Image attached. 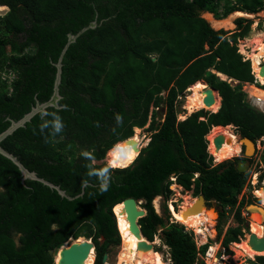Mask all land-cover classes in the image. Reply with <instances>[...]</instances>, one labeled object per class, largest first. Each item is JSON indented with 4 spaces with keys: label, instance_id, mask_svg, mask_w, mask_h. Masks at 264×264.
I'll return each instance as SVG.
<instances>
[{
    "label": "trees",
    "instance_id": "obj_1",
    "mask_svg": "<svg viewBox=\"0 0 264 264\" xmlns=\"http://www.w3.org/2000/svg\"><path fill=\"white\" fill-rule=\"evenodd\" d=\"M0 4V10L8 7L0 15V132L51 97L55 64L68 34L96 20L62 57L61 107L35 113L0 142L28 170L68 195L83 193L68 199L38 180L22 181L18 167L0 154V264H54L59 247L81 236L94 245L93 264H103V254L121 243L113 207L129 197L146 210L138 219L142 234L150 241L158 235L173 264H204L192 236L169 219L171 177L192 195L222 205L219 216L230 207L245 222L241 211L247 200L239 194L247 171L237 169L241 157L215 163L207 136L213 126L232 133V125L241 137L255 141L264 135V114L247 102L240 84L227 80H253L250 61L242 59L236 45L252 20L238 17L235 29H214L202 12L211 11L217 19L234 11L256 13L264 10V0ZM3 72L14 77L4 79ZM198 80L217 91L220 105L216 111L200 108L178 119L180 94ZM161 104L164 113L158 121ZM56 116L63 124L58 133L52 126ZM146 124L149 140L130 164L112 167L103 160L116 142L140 139ZM105 179L108 188L101 191ZM156 197L163 201L161 213L153 203ZM260 198L264 205V196ZM240 235L239 227L225 233L227 252ZM250 264H264V255H255Z\"/></svg>",
    "mask_w": 264,
    "mask_h": 264
},
{
    "label": "rangeland",
    "instance_id": "obj_2",
    "mask_svg": "<svg viewBox=\"0 0 264 264\" xmlns=\"http://www.w3.org/2000/svg\"><path fill=\"white\" fill-rule=\"evenodd\" d=\"M7 10H8V8L0 10V15L5 14V12H7ZM234 12H236V11H234ZM234 12H232V13H234ZM232 13H229L227 16L217 19L213 12L204 11V12H202V16L210 23V25L214 29L223 28L225 30L230 31V30H233V29L236 28L235 19L238 18V16L244 15L243 13L235 14L232 17L231 25H228L227 23H220V21H221L220 19L223 20V19L229 17L230 15H233ZM251 14H253V13H251ZM247 16H250V14H248ZM244 18L251 19L253 22L258 20L259 23L256 26V28L251 27L250 30L248 31V33L246 34V36L238 39L236 45H237V48L238 47L240 48L241 45H244L243 47H245V46H247V44H249L250 45L249 48L252 49V47L254 45H256L257 43L256 42H252L251 43L248 40L249 39H254V37L258 36V34H259L258 38H260L261 34H264V22L261 23L262 20L264 19V12L259 11L258 13H254L253 17L250 16V17H244ZM217 20H220V21L217 22ZM261 75H263V74L261 73ZM188 89H189V87L186 88L180 94V99L178 100L177 110H178L179 118H185L184 116H187L190 113L195 111V110L189 111L186 108V97H187L186 95L188 93ZM215 105L216 104L212 105V107H214ZM156 109H157L156 110V112H157V120L161 121L162 118H158V117H159V115L163 116L164 105L161 104ZM207 110H209V109H207ZM149 120H150V117H149ZM147 126H148V124H146L144 127L141 128V132H140L141 137L138 140L136 139V141H137V143L139 145V149L141 147L145 146L146 143L149 140L151 132L147 129ZM230 129H231V131H233V133H231L229 131H226V132H228L229 134L236 135L235 137H236L237 141L240 142L238 140L239 139V134L234 129V126H230ZM207 139L210 140L209 137ZM261 150L259 152H256L258 155H260V161L258 163H256V165L254 167V171L256 172V182L257 183H254V185H252L249 182L248 190L245 191V195L248 197L247 200H249V201L257 200L258 202L260 201V205L264 207V205L261 204V198L258 197V195L256 193L252 192V191H255V189H257V188L262 187L261 182H262V178L264 177V149H261ZM108 151H107V153H106V155H105L103 160L109 166H112L111 164L108 163V160H107ZM212 152H213V150H212ZM241 154L242 153H240V151H238L234 156H232L230 158H233V157H236V156L240 157ZM220 161H223V160H220ZM220 161L214 160L215 163H218ZM254 163H255V158H251L250 157V168L247 171V176L250 174V172H252V168L251 167H252V164H254ZM112 167H114V166H112ZM172 186H173V187H171L172 192H171L168 200L166 201L167 208H168L169 214H170V218L169 219H170V221H176L177 220V222H179L180 224H183L182 225L183 229L185 231H187L192 236L193 240L195 241L194 235L195 234H199V233H195V232L198 231L196 229V227H191V226L185 225L183 222L179 221L178 216L180 217V219H182V218H184V219L187 218L188 219L189 217H191L193 212H188L186 214V216H181V215L184 214L186 210H188L189 208H191L193 206V205L191 206V203H194L196 201V196L192 195V192L190 190H185V189L181 188V186H177L175 184H173ZM153 203H154V206H155L157 212L161 213L162 212V204H163L162 199L160 197H156L153 200ZM170 203H172V204H170ZM206 208L207 209H205V207H203V209H199L198 210L199 213H202L203 215H205L207 217L205 219V221H204L205 223H204V231L203 232L205 234H203V232H202L201 235L204 237V235L207 234L208 243H217V249H216V254H215V258H216L217 262H219V263L222 262V263H226V264H250V259H253V257L255 255H264V252L263 253L258 252L256 254L251 255V254H249L248 250H244V249L241 248L240 249L241 255L239 256L238 259H235V253H236L235 249L237 247L236 244H234L235 242H230L227 245V249L230 250V252H227L226 251V247H224L223 244H222V239H223L225 233L228 230H230L232 228H236V227H239L240 229H242V235L239 236V241L238 242H241V239H245L244 235L246 233H248L247 232L248 231L247 228H250V224H251V222L253 220V217H252L253 216V212H255V211L257 212V210L250 211L249 215L246 216L247 217V221H245V222L243 221L242 222V221H239V220H237L235 218L233 209H227L226 212L224 211V215L223 216H219L220 212L218 213V210H217L218 207L216 206V203L213 205V207H206ZM257 214L261 215L259 212ZM208 219H209V221H208ZM262 225L264 226V219L262 221ZM263 232H264V229H263ZM120 236H121V234H120ZM80 238H82V236L77 238V239L70 238L69 240L70 241L71 240H78ZM152 241H153V248L152 249L158 251L162 255L164 264H173L172 261L170 262L168 260L169 255H170L169 254V249H168L167 246H165L162 243V241L159 238V236L155 235V237H154V239ZM196 248H197V244H196ZM201 248H202V245L200 247V250H197L199 252L198 258L202 259L204 264H213L212 263V258H209V259L205 260V255H204L203 252H201ZM122 252H123V243H122V237H121V243L120 244L111 246L108 249V252H107L108 258H107V263L106 264H118L119 263L120 254ZM93 262H94V255H93ZM93 262H92V264H93Z\"/></svg>",
    "mask_w": 264,
    "mask_h": 264
},
{
    "label": "bare ground",
    "instance_id": "obj_3",
    "mask_svg": "<svg viewBox=\"0 0 264 264\" xmlns=\"http://www.w3.org/2000/svg\"><path fill=\"white\" fill-rule=\"evenodd\" d=\"M241 12H234L233 15H230L229 17L225 19L217 20V22L220 21V23H227L228 25H231L232 17L235 14H238ZM258 34V33H257ZM259 36V34H258ZM254 37V39H249L248 41L256 42L257 44L254 45L251 49V51L248 53L250 57H252L254 62V67L258 66L259 58L262 57V61L264 62V40L262 39L264 37V34H261V37L258 38ZM244 45L240 46V50L244 52ZM247 46H250L247 44ZM258 50V51H256ZM264 69V67H262ZM261 74V73H260ZM264 74V73H262ZM222 78H225L223 75H220ZM263 79V75L261 76ZM242 88L246 87L245 83H242ZM208 88V85L203 82L202 80H198L195 83L191 84L188 89L187 97H186V108L189 111L197 110L200 108H212V111L217 110L218 102L220 100V97L217 93V91L211 89L210 93L214 97V102L210 106H206L204 104V97L207 95L206 89ZM216 104L214 107L212 105ZM228 130L223 129L221 126H214L210 130V134L207 136L209 137V148L213 150L214 154L216 155V161L224 160L227 158H230L234 156L238 151H240V142L237 141L236 135L229 134L226 132ZM233 133V132H232ZM216 136H222L223 142L219 149H215L214 146V138ZM136 136H130L124 140H120L111 149H109L107 154V160L108 163L111 164L114 167H123L128 164H130L135 156L138 154L139 145L136 141ZM138 140V139H137ZM264 184V179H263ZM173 187V186H171ZM255 193L258 195V197L264 196V187L257 188L255 190ZM206 208V207H205ZM200 209H203L201 207ZM113 211L117 220V227L119 230V233L122 237V243H123V252L120 254L119 257V263L118 264H164L162 255L152 248H146L144 246H139L140 242H146L147 244H152L153 241L147 240L145 236L139 231V230H133L132 227H130V222L126 217V209L122 202L116 204L113 207ZM258 212H253V220L250 224V228H247V232L244 237L245 239H241V242H235L236 244V253H235V259H238L241 255L240 249L248 250L249 254L253 255L258 252L263 253L264 251H257L250 247L249 245V238L250 234H255L256 238H262L264 237V226L262 225V221L264 219L263 215H258ZM142 216V215H141ZM141 216L136 217L137 224L138 219ZM179 221L183 222L187 226L196 227L198 230L195 233H199L200 236L201 233L204 231V221L207 218L202 213H199L197 210L196 212H193L191 217L182 218L178 216ZM209 221V219H208ZM207 229V228H206ZM250 232V233H249ZM203 234H205L203 232ZM203 237V236H202ZM83 237L78 240H69L67 244L70 242H76V241H82ZM60 252V251H59ZM55 256V262L58 263V258L60 254ZM93 262V252H90L88 256L82 261L81 264H92ZM213 264H226V263H219L215 260V257L212 258Z\"/></svg>",
    "mask_w": 264,
    "mask_h": 264
},
{
    "label": "water",
    "instance_id": "obj_4",
    "mask_svg": "<svg viewBox=\"0 0 264 264\" xmlns=\"http://www.w3.org/2000/svg\"><path fill=\"white\" fill-rule=\"evenodd\" d=\"M95 26H96V20H92L91 22H89V24L87 26L82 27L78 32H76L74 34H72V33L68 34L67 42H66L65 46L63 47L60 55H59L58 61L55 64L57 71L55 74L53 94L51 95V97L47 101L42 102V103L37 102L35 104V106H33L31 108V110L29 112L25 113L20 119L11 120L10 125L6 129H4L2 132H0V142L7 135L11 134L16 128L24 125V123L26 121H28L35 113H37V112L45 113L46 107H48V106H54L57 108L61 107L57 103V101L61 97L59 95V92H58V86H59L60 77H61V66H62L61 60H62V57H63L68 45L71 42L75 41V39L78 35H80L86 29L93 28ZM263 72H264V69L262 68L260 73H263ZM211 89H213V88L210 86H208V88L206 89L207 95L204 97V104L206 106H210L214 102V97L210 93ZM213 90H215V89H213ZM219 105H220V102H219ZM158 118H163V116L159 115ZM239 141L241 142V144L244 147V155L246 157L252 156V154L254 152V142L248 137H241L239 139ZM222 142H223L222 136H216L214 138V146H215L216 150L220 148V146L222 145ZM139 151H140V149L138 150V152ZM0 154L9 158L18 167V169L20 170L21 175H22V181H24L25 179L38 180V181L42 182L43 184L49 186L50 188L57 190V192L60 196L66 197L68 199H73L74 197H78V196L82 195V193H83V190H81L75 196L68 195L62 188L59 187V185H56V184H54V183H52V182H50V181H48L42 177H39L36 174V172H34V171L28 170L15 155H13L12 153H10L6 149H4L1 145H0ZM247 166H248V162L242 161V162H239L237 164V169L239 171H245ZM140 202L141 201H137L133 197L126 198L122 201V203L124 204L125 209H126V217L130 222V227H132L133 230H139L141 232L140 225L137 224V221L135 219L137 216H141V215L146 214V210H145V208L139 206ZM207 203H208V201H206L204 196L202 194H199L196 197V201L194 202L193 206L191 208H189L188 210H186L184 214H187L188 212H196L201 207H213V205L215 204V202H212L213 205L209 206V205H207ZM218 208L220 211L223 210V207L220 204L218 205ZM246 209L249 213H250V211L257 210V212H259L261 215L264 216V207H262V206L250 203L246 206ZM66 243L64 245H62L61 247H59L60 248V252H59L60 256L58 258V263L55 262V264H81L82 261L88 256V254L90 252L94 253V245H93L92 241L90 239L85 238V237H83L82 241L70 242L68 245ZM249 245L254 250L263 251L264 250V237L256 238L255 234H250ZM139 246L140 247L144 246L146 248H153L152 244H147L146 242H140ZM106 262H107V252L104 253L103 257H102V263L106 264Z\"/></svg>",
    "mask_w": 264,
    "mask_h": 264
},
{
    "label": "built area",
    "instance_id": "obj_5",
    "mask_svg": "<svg viewBox=\"0 0 264 264\" xmlns=\"http://www.w3.org/2000/svg\"><path fill=\"white\" fill-rule=\"evenodd\" d=\"M241 13L244 14V15H241L242 17H250V16L253 17V15L247 16L248 13H245V12H241ZM263 22H264V19L262 20L261 23H263ZM258 23H259L258 20L251 23V27L256 28ZM263 40H264V38H263ZM243 48H244V50H243L244 52H242L240 50V48L238 47V52L242 55L243 60H249L250 61L251 72L253 74V80L249 81V82H237V80L229 79L228 81L234 85L240 84V89L245 94L247 102L252 107L256 108L257 110H259L260 112H262L264 114V78L262 79L261 78L262 75L260 74L262 67H264V62L262 61V57H260L258 66L254 67L253 66V59L248 54L251 51V48H249V46H245ZM256 51H258V50H256ZM2 76L4 79L9 78V81H10L14 77V74L12 72H9V73L3 72ZM263 77H264V74H263ZM242 83H245L246 87L242 88V85H241ZM184 117H186V116H184ZM178 119H184V118H179V116H178ZM209 144H210V142L208 140V146H207L208 152H209ZM254 145H255V151L252 155V158H255V163L252 164V167H251L252 172H250V174L248 175V177L246 179V183L242 189L241 195L243 193H245L246 190H248L249 182L252 185H254V183L252 181H249L250 176H252L253 178L255 177V183H256V172L254 171V167H255L256 163H258L260 161V155H258L256 152H259L261 149H264V135L257 138L255 140ZM171 180H174V177H171ZM171 186H170V188H171ZM242 216H246L245 211L242 212ZM194 237H195L194 238L195 242L197 244V250H200L201 245L208 242V236H206V235H204V237H202V235L198 236V234H195ZM216 249H217V243H210L204 252L205 260H207L209 258H214L215 254H216ZM168 260L170 261L169 258H168ZM215 260H216V258H215Z\"/></svg>",
    "mask_w": 264,
    "mask_h": 264
},
{
    "label": "clouds",
    "instance_id": "obj_6",
    "mask_svg": "<svg viewBox=\"0 0 264 264\" xmlns=\"http://www.w3.org/2000/svg\"><path fill=\"white\" fill-rule=\"evenodd\" d=\"M1 5V4H0ZM6 8H8V7H6ZM262 12H264V10H261ZM237 12V11H236ZM239 12H243V11H239ZM259 12V11H258ZM258 12H256V13H258ZM245 13H248V12H245ZM248 14H250V15H254V13L253 14H251V13H248ZM238 17H242V16H238ZM253 22V21H252ZM250 28H251V24H250ZM221 79H227V77L225 76V78H222L220 75V73H216ZM227 80H229V79H227ZM229 82V81H228ZM237 82H239V81H237ZM207 84V83H206ZM188 88V87H187ZM205 109V108H204ZM198 110V109H197ZM205 110H207V109H205ZM211 111V110H210ZM188 116V115H187ZM202 118V117H201ZM117 119H119V117L117 118ZM45 126H47V125H45ZM53 130H54V133H58V132H60L61 130H62V128H63V124H62V121H61V119H60V117L59 116H56L55 117V119H54V122H53ZM230 126H232V125H230ZM214 127V126H213ZM241 138V137H240ZM208 140V139H207ZM253 141V140H252ZM254 143H255V141H253ZM254 149H255V145H254ZM83 155L84 156H86V157H89V158H91V153H89V152H84L83 153ZM105 172H106V170H105ZM99 175H104L105 173L104 172H102V173H98ZM248 177V176H247ZM263 179H264V177L262 178V181H263ZM246 183V182H245ZM173 184H176L175 183V179L174 180H172V183H171V185H173ZM261 184H262V187L264 186V184H263V182H261ZM170 185V186H171ZM177 186H179L178 184H176ZM245 185V184H244ZM244 187V186H243ZM107 188H108V182H107V179H105V181H104V183H102V185H101V191H106L107 190ZM182 188V187H181ZM171 189V188H170ZM243 189V188H242ZM256 190V189H255ZM247 191V190H246ZM241 192H242V190H241ZM241 192H240V194H239V199L240 198H245L246 200H247V196L245 195V193H243L242 195H241ZM255 192V191H254ZM197 197V196H196ZM248 201V200H247ZM247 201H246V204L244 205V207H243V209H242V211H241V215H242V212L243 211H245L246 212V216H248L249 215V212L247 211V209H246V206L248 205L247 204ZM252 201V200H251ZM215 202V201H214ZM141 203V202H140ZM216 203V202H215ZM118 204V203H117ZM170 204H172V203H170ZM217 204V203H216ZM250 204V203H249ZM253 204H255V203H253ZM217 205H219V204H217ZM256 205H259V206H261L260 204H256ZM115 206V205H114ZM263 207V206H262ZM227 209H230V207H226V209H225V212H226V210ZM220 212H222V211H220ZM246 216H242L243 218H244V220L245 221H247V217ZM177 221V220H176ZM117 223V222H116ZM183 225V224H182ZM206 236H207V234H206ZM70 239V238H69ZM195 242V241H194ZM66 243V242H65ZM64 243V244H65ZM210 243H208V242H206L205 244H203L202 245V247L203 246H205L206 245V248H207V246L209 245ZM166 246V245H165ZM195 246H196V243H195ZM206 248L204 249V251H203V253L205 252V250H206ZM202 249V248H201ZM196 250H197V248H196ZM199 254V252L197 251V255ZM93 255L95 256V252L93 253ZM107 258H108V256H107ZM169 259H170V255H169ZM171 261V260H170ZM107 263V262H106ZM54 264H55V261H54Z\"/></svg>",
    "mask_w": 264,
    "mask_h": 264
},
{
    "label": "flooded vegetation",
    "instance_id": "obj_7",
    "mask_svg": "<svg viewBox=\"0 0 264 264\" xmlns=\"http://www.w3.org/2000/svg\"><path fill=\"white\" fill-rule=\"evenodd\" d=\"M240 135H239V139H240ZM238 139V140H239ZM254 151H255V149H254ZM240 153H242L241 154V160L239 161V162H242V161H246V162H248V166L246 167V170L245 171H248L249 170V168H250V157L252 158V156H250V157H246L245 155H244V147H243V145L241 144V146H240ZM254 153V152H253ZM253 155V154H252ZM238 162V163H239ZM249 181H252L253 183H255V177L253 178L252 176H250V178H249ZM257 183V182H256ZM253 193H255L254 191H252ZM212 202H214V201H208V203H207V205H213L212 204ZM249 203H255V204H260V201L258 202L257 200H252V201H250V202H247V204H249ZM263 205V204H262ZM216 206L218 207V205L216 204ZM218 210V213L220 212V210H219V208L217 209Z\"/></svg>",
    "mask_w": 264,
    "mask_h": 264
},
{
    "label": "crops",
    "instance_id": "obj_8",
    "mask_svg": "<svg viewBox=\"0 0 264 264\" xmlns=\"http://www.w3.org/2000/svg\"><path fill=\"white\" fill-rule=\"evenodd\" d=\"M253 66H255V65H254V62H253ZM221 75H222V74H221ZM223 76L225 77V75H223Z\"/></svg>",
    "mask_w": 264,
    "mask_h": 264
}]
</instances>
